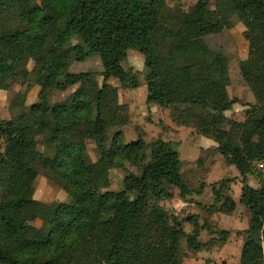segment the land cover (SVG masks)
Instances as JSON below:
<instances>
[{"label": "trees", "instance_id": "16d2710c", "mask_svg": "<svg viewBox=\"0 0 264 264\" xmlns=\"http://www.w3.org/2000/svg\"><path fill=\"white\" fill-rule=\"evenodd\" d=\"M166 1L0 0V89L9 91L16 81L39 87L27 114L0 122V264H184L183 242L191 252L208 246L200 241L203 232L210 243L227 242L231 233L210 231L208 219L169 213L162 202L174 192L210 217L244 208L249 218L239 231L237 264H264V185L249 184L263 174L255 164L264 165V0H215L214 10L198 0L170 16ZM234 18L260 50L239 62L255 99L242 121L226 115L236 102L228 94V58L205 43L232 29ZM130 50L144 58L146 103L170 109L176 127L216 144L215 152L239 174L237 199L229 195L236 178L190 189L176 143L125 141L121 128L130 119L118 114L109 80L138 87L136 74L123 68ZM94 56L103 70L100 87L93 74L69 71ZM70 88L76 89L68 98L51 103L55 92ZM110 128L117 130L109 139ZM82 141L95 144V161ZM126 163L138 172L124 177L121 191H108L110 171ZM38 165L61 184L67 203L34 198ZM207 186L210 205L194 198ZM27 216L41 225L29 224ZM86 231L91 240L84 239Z\"/></svg>", "mask_w": 264, "mask_h": 264}, {"label": "rangeland", "instance_id": "374dc122", "mask_svg": "<svg viewBox=\"0 0 264 264\" xmlns=\"http://www.w3.org/2000/svg\"><path fill=\"white\" fill-rule=\"evenodd\" d=\"M198 0H180L174 2L167 0L166 14L170 16L179 10L188 11ZM210 4V9L214 10L215 0H207ZM211 22H216V17L210 19ZM205 43L213 51H221L228 58L230 84L228 94L230 99L236 101L232 109L226 113L227 117L235 121H242L246 106L255 102L254 96L250 88L244 83L239 62L246 59L249 55L257 56L260 52L258 42L250 41L247 36L245 27L236 19H233V28L225 30L221 34L210 36L205 39ZM27 68L31 70L33 63L29 62ZM123 68L126 71H132L136 74L138 87L136 89H124L120 86L116 79H110L109 83L114 87V101L118 108L119 115L129 117L130 122L121 130L124 133L125 141L130 142L139 137L145 141L155 140L159 132L168 131L165 128L169 124L168 115L170 109L154 108V114L151 116L149 104L145 101L146 94V69L144 67V58L141 54L134 50L128 51L126 61L123 63ZM70 72H89L94 76V87H100L103 72L100 59L97 56L91 57L81 63H72L69 69ZM76 88H70L66 92H55L51 97V103H57L68 98ZM39 87L28 81L21 84L20 81L13 83L9 91L0 89V122L14 120L20 115L27 114L30 107L38 102L37 94ZM166 126L163 125V123ZM170 125V124H169ZM170 136L174 140V147L178 149L182 158V172L184 178L189 184L190 189H199V184L203 182H216L223 178L233 179L237 174V170L233 166H228L223 157L215 152V148L209 147L213 141L198 136L194 130L182 128L183 130L172 126ZM116 128H110L108 132L109 139L112 137ZM146 131V132H145ZM177 131V132H176ZM162 138V137H161ZM40 144L41 138L36 139ZM198 140V141H197ZM209 142V145L207 144ZM206 142V143H204ZM196 143L199 144L198 149ZM81 146L89 156L91 161L97 159L95 144L92 141H82ZM5 143L0 139V154L4 151ZM177 150V151H178ZM198 151V155L192 154ZM196 153V152H195ZM38 177L35 181L34 198L42 203L51 204L55 202L67 203L69 198L63 191L61 184L58 181L51 179L41 166L37 167ZM137 168L125 164L124 169H114L110 171V186L108 191L119 192L123 189V179L128 173H137ZM264 174V171H263ZM261 178H251L255 188L264 185V175ZM239 185L231 188L229 195L237 198L239 195ZM197 201L204 205L213 203V196L209 186H207L201 195L194 197ZM178 197L171 200L163 201V207L173 213L178 219L183 220L184 217L196 214L201 218L209 220L210 231L218 232L226 230L231 233L225 244L216 242L210 243L211 235L208 232H203L200 241L208 243V246L198 252H191L186 248V243H182V261L184 264H237L239 261L240 250L243 243L244 235L239 233L242 231L248 222V213L244 208H239L234 215L216 214L212 217L195 205L182 204ZM182 202V203H181ZM27 222L31 225L39 227L41 222L33 216H27ZM202 224V222H201ZM186 230H191V225L184 224ZM92 231H86L84 234L85 240H91Z\"/></svg>", "mask_w": 264, "mask_h": 264}, {"label": "crops", "instance_id": "0c3cea01", "mask_svg": "<svg viewBox=\"0 0 264 264\" xmlns=\"http://www.w3.org/2000/svg\"><path fill=\"white\" fill-rule=\"evenodd\" d=\"M147 93V92H146ZM145 101H146V94H145ZM253 104V103H252ZM159 108V106H155V105H149V110H150V112H151V116H153V114H154V108ZM168 118H169V115H168ZM163 123V122H162ZM170 124V125H169ZM169 124H168V126H166V124H164L163 123V125L164 126H166L165 128H168V131H163L162 133L161 132H159L158 133V135L157 136H160L161 135V137H162V139L164 140V141H171V142H174V140L175 139H172L173 137L172 136H170V129L169 128H171L172 126H174L175 128H177V129H180V131L181 130H183L182 128H178V127H176V125H174L173 123H172V121L170 120V118H169ZM146 132V131H145ZM177 132V131H176ZM149 141H151V140H149ZM198 141V140H197ZM208 143V145H209V142L210 141H207ZM204 143H206V142H204ZM214 146H216V144L213 142L211 145H209V147H211V148H215ZM198 147H199V144L198 143H196V148L198 149ZM178 150V149H177ZM196 152V153H195ZM195 152L194 153H192V154H196V155H198V151L197 150H195ZM178 153H179V156H180V160L182 161V158H181V154H180V151L178 150ZM183 162V161H182ZM256 165V167L257 168H259V170H261V167H264V165H262V164H260V163H256L255 164ZM262 172L264 171V170H261ZM181 172H182V170H181ZM183 173V172H182ZM234 178H236V180H235V183L232 185V188H233V186L235 187V184L236 185H239L240 186V188H239V195H238V197L240 196V189H241V184H240V177H239V174L237 175V174H235L234 175ZM211 183V182H210ZM251 183H252V180H250V185H251ZM207 184H209V183H207ZM252 187H254L253 185H251ZM255 188V187H254ZM174 197H178L177 196V192H174ZM173 197V198H174ZM237 197V198H238ZM172 198V199H173ZM236 198V199H237ZM178 199H180L179 197H178ZM179 201H181V200H179ZM182 203V202H181ZM182 204H184V203H182ZM185 205H187V204H185ZM247 224H248V222H247ZM247 228V225H246V227L243 229V230H245ZM187 231H189V230H187Z\"/></svg>", "mask_w": 264, "mask_h": 264}, {"label": "built area", "instance_id": "2783aa9c", "mask_svg": "<svg viewBox=\"0 0 264 264\" xmlns=\"http://www.w3.org/2000/svg\"><path fill=\"white\" fill-rule=\"evenodd\" d=\"M262 170H264V167H261Z\"/></svg>", "mask_w": 264, "mask_h": 264}]
</instances>
